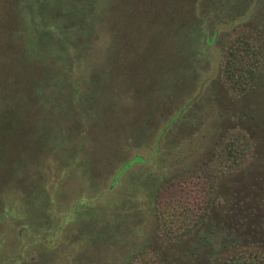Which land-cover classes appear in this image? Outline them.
Instances as JSON below:
<instances>
[{
	"label": "trees",
	"instance_id": "obj_1",
	"mask_svg": "<svg viewBox=\"0 0 264 264\" xmlns=\"http://www.w3.org/2000/svg\"><path fill=\"white\" fill-rule=\"evenodd\" d=\"M134 3L0 0L1 213L11 211L16 216L20 211L15 203L18 190L6 193L5 186L22 171L36 168L49 155L61 164L68 162L86 147L80 137L76 140L79 123L97 118L96 111L90 109L96 102L102 120L105 94L116 83L114 67L129 63L136 50L132 34L130 41L125 39L129 47L121 48L118 30L113 36L115 46L108 49L112 72L103 70L102 65L90 69L95 29L106 15L114 17V7L119 21L120 7ZM141 3L150 12L151 26L163 24L170 52L180 58L178 67L176 63L169 65L173 75L162 80L161 95L168 97L166 101L174 104L183 98L192 88L198 68L209 61L214 49L218 75L206 93L188 97L155 138L152 130L147 131L152 129L148 120L125 137L126 145L151 142L154 146L148 157L135 154L113 172L112 185H121L122 178L127 180V196L119 198V193L117 197L124 200L126 208L102 219L99 213V221L91 209L84 208L79 216L92 239L106 241L108 248L116 240L119 225L126 229L147 218L145 228L137 226L141 230H136L137 240L128 238V233L123 235L128 244L121 264H264V183L260 174L250 175L244 167L249 147L257 142L254 135L258 124L264 122L259 110L251 106V102L264 101V0ZM136 23H129L133 30ZM115 51L123 54L115 56ZM122 80L131 82L130 75ZM218 85L241 106L249 100V107L226 111L215 91ZM29 107L40 110L30 130L24 129L21 120ZM157 108L150 109L149 119L154 118ZM196 136L203 146L193 143ZM205 146L210 148L211 159L201 163L194 160ZM111 153L106 147L100 153L102 173L111 170ZM142 163L148 168L127 175ZM39 179L35 176L33 180ZM116 193L113 191L109 198L116 200L112 196ZM137 200L143 205H137Z\"/></svg>",
	"mask_w": 264,
	"mask_h": 264
},
{
	"label": "rangeland",
	"instance_id": "obj_2",
	"mask_svg": "<svg viewBox=\"0 0 264 264\" xmlns=\"http://www.w3.org/2000/svg\"><path fill=\"white\" fill-rule=\"evenodd\" d=\"M141 1L135 0L134 5L128 8L120 7L122 13L118 14L120 23L115 19L114 7L112 15L114 17L106 15L104 21L95 29V39L89 55L90 69L100 68L102 65L103 70L112 72V64L109 63L107 56L108 49L115 46L113 36L118 30H121L117 35L121 48L125 50L129 47L130 43L125 39L129 38L130 41L132 34L136 50L132 51L134 53L131 55L134 58L131 56L129 63H120V67H114L116 83L112 84L105 94L102 107L106 112L102 115V120H99V102H96L90 105V109L96 111L97 118L84 119L79 123L80 136L77 135L76 140L80 137L81 142L86 144L84 150L62 164L49 155L42 164L37 163L36 168L25 169L21 176L6 184V193L13 188L18 190L15 203L20 211L16 216L11 215V211L0 212V264H121L122 252L128 244V240L124 241L123 235L128 233V238L137 240L139 235L136 230L146 227V217L136 225L133 224V227L128 225L123 229L119 225L116 240L111 243L112 248H108L110 245H106V241L92 239L82 215L79 214L84 208L91 209L99 221V213L102 219L103 215L109 217L112 213H118L126 208L124 200L119 198L128 192L127 180L122 178L121 185L118 183L112 185L113 172L122 162L135 154L148 157L154 146L151 142L143 146L132 142L126 145L125 137L129 136L135 127L141 126V122L148 120L152 129L148 128L147 131L152 130V137L155 138L157 132L186 103L188 97L206 93L208 84L218 75V55L215 49L210 51L209 61H205L204 65L198 68L192 88H188L181 100L174 101L176 102L174 104L172 101H166L168 97L161 95L164 91L162 80L173 75L169 65L176 63L178 67L180 58L172 56L170 42L162 33L163 24L159 25L156 22L154 26L150 25V12L144 8ZM134 20L137 22L136 30L129 25ZM130 28L132 33H129ZM115 52L117 53L112 54L121 56L122 52ZM204 59L205 56L202 60ZM128 74L131 82H123L122 79ZM175 74L178 78L182 77L177 72ZM260 81L258 78V82ZM215 91L220 96V106L226 111L233 112L240 108L242 109L239 111H242L249 107V100L243 102L244 105H239V100L234 99L222 85H218ZM252 105L253 110H259L260 116L264 119V101L261 104L251 102ZM156 106L158 108L154 118L157 117L153 122L154 118L149 119V111ZM39 116L38 108H27L21 114L24 129L30 130L33 120ZM259 124L254 135L257 142L253 147H249L244 167L250 175L260 174L264 183V122ZM198 139L199 136H196L193 143L199 147L203 146ZM104 147L113 151L110 155L113 161L109 162L111 170L108 173H102L100 167L102 161L99 160V156ZM208 148L203 147L202 152L198 150L194 160L200 163L209 161L212 153ZM146 168L147 163H142L130 169L127 175ZM35 176H39L40 179L33 180ZM115 190L117 193L112 196L116 197V200H112L109 197ZM217 201H220V197ZM137 205L143 204L137 200Z\"/></svg>",
	"mask_w": 264,
	"mask_h": 264
}]
</instances>
